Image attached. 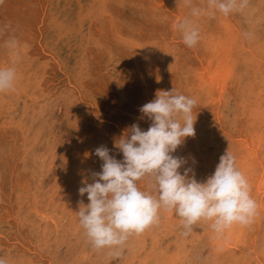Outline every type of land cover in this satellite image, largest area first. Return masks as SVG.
<instances>
[{
	"label": "rangeland",
	"instance_id": "rangeland-1",
	"mask_svg": "<svg viewBox=\"0 0 264 264\" xmlns=\"http://www.w3.org/2000/svg\"><path fill=\"white\" fill-rule=\"evenodd\" d=\"M183 2L166 0L157 18L152 16L155 0H5L0 5V26L10 22L22 46L16 90L0 94V257L6 264H264V257L250 254L248 240L232 241L240 252L228 248L231 254H216L209 224L182 236L174 213L161 212L157 226L130 237L120 257L94 250L79 224L80 202L89 203L79 188L102 170L95 150L105 146L122 162L117 141L133 124L148 130L152 121L140 108L157 92L174 90L196 100L195 138H187L172 155L186 160L179 171L191 168L197 182L214 174L226 151L237 158L239 141L250 134L241 105L235 107L233 99L214 103L197 87L196 75L203 71L197 56L211 28L203 23L197 46L186 47L171 26L189 16ZM249 3L244 13L229 16L245 47L254 40L247 31L264 39V2ZM216 15L201 19L214 23ZM4 38L0 68L13 66ZM244 79L237 96L250 90L249 75ZM138 183L150 191L146 181ZM248 233L243 238L251 237ZM256 235L263 239L264 231Z\"/></svg>",
	"mask_w": 264,
	"mask_h": 264
},
{
	"label": "clouds",
	"instance_id": "clouds-1",
	"mask_svg": "<svg viewBox=\"0 0 264 264\" xmlns=\"http://www.w3.org/2000/svg\"><path fill=\"white\" fill-rule=\"evenodd\" d=\"M4 3L0 0V5ZM184 4L190 14L173 27L188 48L196 47L201 39L196 18L216 13L229 17L250 7L249 0H207L205 7L194 5L192 0H184ZM14 32L10 22L0 26V38L6 37L3 47L13 65L0 68V94L14 92L19 79L15 65L22 60V46ZM195 106L194 98L174 90L159 91L154 100L140 108L152 121L148 130L133 124L117 141L122 162L105 146L95 150L103 161L102 170L92 173V183L85 181L79 188V195L87 194L89 203L85 206L81 201L77 212L94 250L107 249L110 256L120 257L130 237L159 224L161 212L180 218L185 237L192 234L194 226L209 224L214 237L224 239L234 226L250 227L255 222L260 206L231 153L220 157L214 174L204 183L197 182L191 168H185L183 174L179 171L186 160L172 154L186 138L195 136ZM140 181H146L150 191L142 190ZM0 264H6L3 257Z\"/></svg>",
	"mask_w": 264,
	"mask_h": 264
},
{
	"label": "bare ground",
	"instance_id": "bare-ground-1",
	"mask_svg": "<svg viewBox=\"0 0 264 264\" xmlns=\"http://www.w3.org/2000/svg\"><path fill=\"white\" fill-rule=\"evenodd\" d=\"M155 1H156V6H155L156 8H153L154 10H152V16L157 18V16H158L157 11L161 5L165 4L166 0H158V1L155 0ZM263 2H264V0H263ZM261 3H262V1H261ZM120 4H123V2L121 1ZM178 6H179V4H178ZM108 7L109 6L104 4L102 9L105 10V13L107 12L106 10H108ZM145 13H147V12H145ZM96 18H98V17L96 16ZM108 18L111 20L110 23L113 22L112 17L108 16ZM181 18H183L182 14L179 17V19H181ZM216 18L217 19L214 23H212L211 21L205 22V20H202L201 17L196 18L198 26L200 29H201V27H203L202 26L203 23H204V25H205V23L206 24L209 23L210 28H211L210 32L208 34V38L204 36L205 38L202 39L204 44L203 43H201V44L204 46V48L201 52V56L200 57L197 56L198 59L202 62V64H200V65H202V70H203V71L199 70L201 72H199L196 75V76H198V80H196V81H198L197 87L200 88L201 91L206 92L205 94H207V95L209 94L212 102H214V103L223 104V103H225V100L233 99L234 101H232V102H235V104H236L235 107H239V105H241L240 108H241L242 113L244 114V116H246L248 118L249 125H250V129H249L250 134L247 136L245 135V137L241 138V141H239L241 144L238 145V148H239L238 151L239 152L236 155L237 156L236 165H237L238 169L240 171H242L244 173V175L248 178L250 185H251V189H252L251 195L257 201L260 208H259L258 217L256 218L255 222L250 227L234 226L230 231H228L226 233V236L224 239H216L214 237V233H213L212 243H213V247H214V252L216 254L218 252L231 254V251H235V250L240 252L239 251L240 249H237L238 245H234L235 243L233 244L232 241L244 242L245 240H248V246L247 247L250 246L249 247L250 251H251L250 254L252 252H254L255 255H253V257L256 256V257L263 258L264 257V236H263V239H261V238L258 239V235H256V233H258L260 231H264V39H260V41H259V40H257V34L254 31H247V34H248V32L251 33L254 40L250 39V41L248 43L249 46L245 47L246 46V45H244L245 41L242 38L243 35L240 34L237 31V27L235 28L233 23L230 22L231 19L229 17H224L219 13H217ZM262 19H263V17H262ZM259 20L260 19H259V15H258L256 23L260 24V22H262ZM171 23H172L171 26L173 27V25L176 24V21H172ZM84 24H85V22H84ZM211 25H213V26H211ZM78 26H80V25H78ZM139 29H140V27H139ZM157 29H158V27H157ZM206 39H208V40L206 41ZM204 41H206V42H204ZM146 42H147V40H146ZM24 57H25V55H24ZM1 68H4V66L2 65ZM22 68H23V66H22ZM179 71H181V70H179ZM248 75H249V79H250V84H249L250 90L246 91L248 93H246L245 95L240 94V95H242V97L239 95V93H238L239 96H237L236 93L240 91V87H241V84H239V82L241 80H245L244 78ZM19 79H21V78H19ZM191 84L194 85V81H193V83L191 82ZM164 85H166V84H164ZM195 89H193V90H195ZM197 89L195 90V93H196ZM152 91H153V89H152ZM213 93H214V95H213ZM12 97H10V98H12ZM10 101H12V100H10ZM14 104H16V103H14ZM9 106L11 107V105H9ZM5 109L7 110V108H5ZM1 110H3V109H1ZM11 111H12V109H11ZM15 114H17V113H15ZM207 136H209V135H207ZM208 141L210 142V140H208ZM50 156H51V154H50ZM212 156H213V154H212ZM36 186H38V185H36ZM45 217H46V215H45ZM247 231H249L248 234H252V235H251V237L245 239L243 237H245V232H247ZM209 241H211V240H209ZM228 248H231L232 250L228 252V250H227ZM173 254H174V252H173ZM256 257H255V259H257ZM134 261H135V258H134ZM139 261H140V259H139ZM148 261H149V259H148ZM137 263H139V262H137Z\"/></svg>",
	"mask_w": 264,
	"mask_h": 264
}]
</instances>
